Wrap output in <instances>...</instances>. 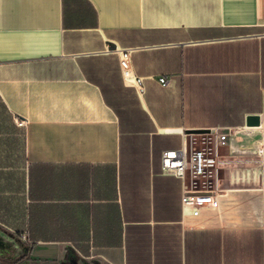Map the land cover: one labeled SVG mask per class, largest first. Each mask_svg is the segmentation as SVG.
Here are the masks:
<instances>
[{
	"label": "crops",
	"instance_id": "0c3cea01",
	"mask_svg": "<svg viewBox=\"0 0 264 264\" xmlns=\"http://www.w3.org/2000/svg\"><path fill=\"white\" fill-rule=\"evenodd\" d=\"M214 129L218 191L185 208L162 155ZM65 250L264 264V0H0V264Z\"/></svg>",
	"mask_w": 264,
	"mask_h": 264
},
{
	"label": "built area",
	"instance_id": "2783aa9c",
	"mask_svg": "<svg viewBox=\"0 0 264 264\" xmlns=\"http://www.w3.org/2000/svg\"><path fill=\"white\" fill-rule=\"evenodd\" d=\"M116 52L120 57V66L124 79L135 85L139 94L144 93L145 86L143 78L136 77L132 70L131 55L132 48H118ZM164 84L167 83L166 78L160 79ZM217 133L215 137H206L210 132L197 133L203 136L200 143L201 147L196 148L193 145L197 142L196 139L186 140L184 139L182 146L179 149H170L164 151L162 155V166L166 173H172L180 177L184 182V207L202 205L204 203L211 202L214 195L217 193L215 187H213L210 177L212 176V167L214 165V158L218 154L219 144L224 145L230 134L218 133L217 129H214ZM215 141V149L208 146V143ZM206 176L208 185L210 188L206 191L196 192L190 189L189 178H196Z\"/></svg>",
	"mask_w": 264,
	"mask_h": 264
},
{
	"label": "rangeland",
	"instance_id": "374dc122",
	"mask_svg": "<svg viewBox=\"0 0 264 264\" xmlns=\"http://www.w3.org/2000/svg\"><path fill=\"white\" fill-rule=\"evenodd\" d=\"M188 182L190 189L195 190L196 192L206 191V189L210 188V185L207 183L208 180L206 176L189 178ZM54 261L60 264H104L103 262L96 259L80 258L68 250L62 251L61 258L55 257Z\"/></svg>",
	"mask_w": 264,
	"mask_h": 264
},
{
	"label": "water",
	"instance_id": "95a60500",
	"mask_svg": "<svg viewBox=\"0 0 264 264\" xmlns=\"http://www.w3.org/2000/svg\"><path fill=\"white\" fill-rule=\"evenodd\" d=\"M260 120L258 116H251L248 118L247 120V124L249 126H255V125H259ZM193 133H204V132H208V130H195V131H191Z\"/></svg>",
	"mask_w": 264,
	"mask_h": 264
}]
</instances>
